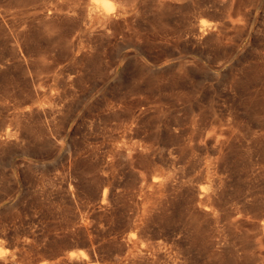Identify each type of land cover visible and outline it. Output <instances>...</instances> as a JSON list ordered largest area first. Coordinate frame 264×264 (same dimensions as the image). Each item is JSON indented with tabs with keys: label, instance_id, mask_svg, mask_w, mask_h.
Wrapping results in <instances>:
<instances>
[{
	"label": "rangeland",
	"instance_id": "374dc122",
	"mask_svg": "<svg viewBox=\"0 0 264 264\" xmlns=\"http://www.w3.org/2000/svg\"><path fill=\"white\" fill-rule=\"evenodd\" d=\"M93 2L0 0V264H264V0Z\"/></svg>",
	"mask_w": 264,
	"mask_h": 264
},
{
	"label": "bare ground",
	"instance_id": "6f19581e",
	"mask_svg": "<svg viewBox=\"0 0 264 264\" xmlns=\"http://www.w3.org/2000/svg\"><path fill=\"white\" fill-rule=\"evenodd\" d=\"M93 1H95V2H104L105 0H93ZM91 2H92V0H91ZM95 2H93V3H95ZM70 256L73 257V256H75V254L72 253Z\"/></svg>",
	"mask_w": 264,
	"mask_h": 264
}]
</instances>
